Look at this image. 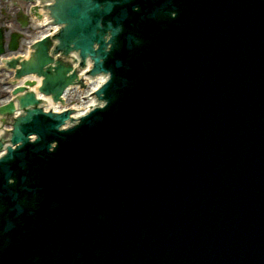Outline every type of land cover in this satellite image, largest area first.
Wrapping results in <instances>:
<instances>
[{"label": "water", "instance_id": "95a60500", "mask_svg": "<svg viewBox=\"0 0 264 264\" xmlns=\"http://www.w3.org/2000/svg\"><path fill=\"white\" fill-rule=\"evenodd\" d=\"M117 1H61L63 40L114 75V99L71 133H15L0 264H264V0Z\"/></svg>", "mask_w": 264, "mask_h": 264}, {"label": "bare ground", "instance_id": "6f19581e", "mask_svg": "<svg viewBox=\"0 0 264 264\" xmlns=\"http://www.w3.org/2000/svg\"><path fill=\"white\" fill-rule=\"evenodd\" d=\"M104 82L103 78H100L97 83H96V86H99L100 84H102Z\"/></svg>", "mask_w": 264, "mask_h": 264}]
</instances>
